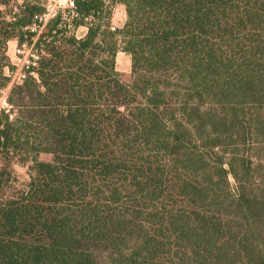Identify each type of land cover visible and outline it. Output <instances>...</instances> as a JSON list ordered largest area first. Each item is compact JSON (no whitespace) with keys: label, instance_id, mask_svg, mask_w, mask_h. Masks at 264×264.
<instances>
[{"label":"trees","instance_id":"obj_1","mask_svg":"<svg viewBox=\"0 0 264 264\" xmlns=\"http://www.w3.org/2000/svg\"><path fill=\"white\" fill-rule=\"evenodd\" d=\"M111 3L0 0V264H264V0Z\"/></svg>","mask_w":264,"mask_h":264},{"label":"rangeland","instance_id":"obj_2","mask_svg":"<svg viewBox=\"0 0 264 264\" xmlns=\"http://www.w3.org/2000/svg\"><path fill=\"white\" fill-rule=\"evenodd\" d=\"M20 1V0H18ZM69 0H45V4L48 7V10L51 12H55L57 10H64L66 9V6L68 5ZM127 14L125 7L121 4H116L112 7V17L108 21L109 27H116V28H122L124 26V23L126 22ZM86 32V29L81 27L79 30L76 31V34L78 36H82ZM38 34V32H37ZM37 36H34L33 39L35 40ZM33 40V41H34ZM19 48V43L17 40H11L9 42V48H8V54L11 59V63L13 68L6 69V74L9 76L12 71L16 72L18 68L22 65V62L25 59L26 54L28 53L27 50L23 54H20L17 50ZM117 67L120 71L123 72H129L131 68V58L128 54H126L123 51H120L117 56ZM12 78L10 81V84L8 87L3 88L0 90V109L7 108V96L9 93V90L13 84H11ZM17 172L21 176H25L26 169L22 167H17Z\"/></svg>","mask_w":264,"mask_h":264},{"label":"built area","instance_id":"obj_3","mask_svg":"<svg viewBox=\"0 0 264 264\" xmlns=\"http://www.w3.org/2000/svg\"><path fill=\"white\" fill-rule=\"evenodd\" d=\"M105 1L109 7H111V8L113 7L111 0H105ZM45 6H46V12L41 14V15H37L36 19L38 20L37 21L38 23H34V25L32 26V30L37 31L38 34L43 31L47 21L49 19L55 17V15L59 11H63L65 17L67 16V13H71V16H73V17L78 15V13L76 11V6H75V0H69L68 5L66 6V9L65 8H64V10L60 9V10H57L55 12L49 11L46 4H45ZM67 10H68V12H67ZM86 20L90 21L91 18H86ZM64 25H65V23H61L59 26L63 27ZM81 27L85 28L86 32H87V29H88L87 26L75 27L72 23H68V29L71 32H74L76 36H78L76 34V31L79 30ZM110 28L112 30L116 29V27H114V26L110 27ZM86 32L82 36H84L86 34ZM78 37H81V36H78ZM33 40H32V42L25 41V42L19 44V48L17 51L20 54H23L25 52V50H27L28 53L26 54L25 59L22 62V65L18 68V70L16 72L12 71V73L9 75L12 78L11 84L20 83V82L24 81L27 78L28 74H31V73L34 74V72H30L29 70L31 68L38 67L39 61L42 57V53L35 47L36 39L34 41Z\"/></svg>","mask_w":264,"mask_h":264}]
</instances>
